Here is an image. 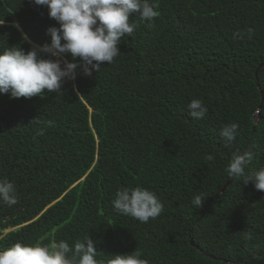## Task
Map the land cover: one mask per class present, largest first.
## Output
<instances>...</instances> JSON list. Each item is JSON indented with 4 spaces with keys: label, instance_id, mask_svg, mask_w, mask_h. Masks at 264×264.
<instances>
[{
    "label": "trees",
    "instance_id": "trees-1",
    "mask_svg": "<svg viewBox=\"0 0 264 264\" xmlns=\"http://www.w3.org/2000/svg\"><path fill=\"white\" fill-rule=\"evenodd\" d=\"M153 2L158 16H130L134 32L99 71L77 68L59 93L0 94V179L18 199L0 202V250L90 236L105 262L139 253L142 264H264V191L225 171L236 150L253 153L247 174L264 167V0ZM2 20L0 50L42 47L59 27L33 0H0ZM193 98L203 119L191 117ZM233 122L229 149L219 131ZM124 186L154 191L161 214L141 223L117 213Z\"/></svg>",
    "mask_w": 264,
    "mask_h": 264
},
{
    "label": "clouds",
    "instance_id": "clouds-1",
    "mask_svg": "<svg viewBox=\"0 0 264 264\" xmlns=\"http://www.w3.org/2000/svg\"><path fill=\"white\" fill-rule=\"evenodd\" d=\"M36 5L47 6L48 15L59 24L49 27L50 43L42 47L34 45L25 51L18 45L0 50V94L11 98L44 96L45 90L59 93L66 80H75L76 69L91 75L106 62L112 63L120 54L118 47L122 37L131 36L136 22L129 17L135 14L141 20L151 21L158 16L153 0H33ZM4 20L0 21V26ZM13 28L21 31L22 39L29 37L18 22ZM252 29L247 30L251 37ZM234 39H243L244 33H233ZM61 54H70L72 61L61 60ZM47 56L48 58H45ZM193 119H203L208 112L200 98H193L187 105ZM257 112L260 110L257 109ZM36 123H41L36 121ZM50 124V122H49ZM238 123L224 124L219 136L226 148L231 149L237 140ZM38 135H44L43 128ZM214 157L208 155L207 160ZM253 160L251 150H236L226 165L229 178L253 183L258 191H264V167L247 174L245 169ZM196 195L192 203L201 208L204 202ZM0 202L9 207L18 203L12 181L0 179ZM114 210L131 216L141 223L156 219L163 211V203L154 191L141 186L120 187L112 200ZM0 264H142L139 253L116 254L107 262L97 260V249L90 236L69 243L67 240L50 241L47 245L37 242H16L0 250Z\"/></svg>",
    "mask_w": 264,
    "mask_h": 264
},
{
    "label": "water",
    "instance_id": "water-1",
    "mask_svg": "<svg viewBox=\"0 0 264 264\" xmlns=\"http://www.w3.org/2000/svg\"><path fill=\"white\" fill-rule=\"evenodd\" d=\"M259 116H260L259 113H257V115H255L254 117L256 120H258Z\"/></svg>",
    "mask_w": 264,
    "mask_h": 264
}]
</instances>
